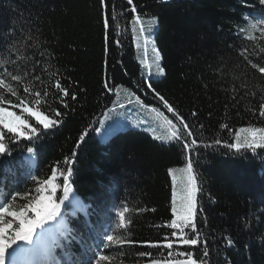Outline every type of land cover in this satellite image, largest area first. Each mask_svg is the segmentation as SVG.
<instances>
[{"label":"trees","instance_id":"16d2710c","mask_svg":"<svg viewBox=\"0 0 264 264\" xmlns=\"http://www.w3.org/2000/svg\"><path fill=\"white\" fill-rule=\"evenodd\" d=\"M105 3L106 9L101 0H0V48L15 42L23 55L32 57L28 67L35 65V73L44 79L48 78L45 66L49 72L58 70L60 76L53 79L59 78L70 93L65 98L68 108L51 104L63 114L57 127L42 131L34 142L10 143L11 155L0 158L14 172L0 169L2 190L10 201L17 191L32 190L35 195L37 182L49 178L53 168H66L65 159L76 153L70 178L75 199L65 201L62 219L53 222L55 231L48 238L50 243L55 238L66 245L56 249L61 264L68 262L65 252L73 262L91 257L94 264L96 255L106 254L115 258L109 264H149L148 258L137 256L160 251L149 247V242L165 236L175 239L167 227L172 219L168 170L184 166L185 152L180 143H161L130 127L101 141L96 131L117 99L128 102L137 95L148 105L162 108L155 89L185 118L198 141L205 143L217 138L232 142L238 128L264 126V119L249 111L258 108L264 78L239 55L245 46L258 51L264 41L237 35L249 14L259 17L264 11L257 0H133L135 13L128 0ZM135 15L158 18L154 43L162 56L161 79L149 78L138 62L130 23ZM10 30L14 31L9 35ZM248 59L264 63V53ZM105 81L113 91L104 87ZM48 90L56 93L51 81ZM249 91H255L256 97L245 95ZM73 93L76 100L71 99ZM49 99L54 101L55 96ZM222 124L229 128H221ZM27 146L37 149L30 167ZM193 159L203 189L198 200L207 218L202 223L198 215L197 225L208 241L212 264H264V150L253 157L251 153L233 155L222 145L197 147ZM61 197L58 189L57 198ZM17 201L27 202L19 197ZM85 205L86 212L81 211ZM123 207L129 208L125 218L131 223L116 228L117 213ZM110 228L111 234L138 243L123 249L105 247L102 237ZM229 238L233 245L227 244ZM38 254L43 257L42 252Z\"/></svg>","mask_w":264,"mask_h":264},{"label":"snow or ice","instance_id":"6c2138e0","mask_svg":"<svg viewBox=\"0 0 264 264\" xmlns=\"http://www.w3.org/2000/svg\"><path fill=\"white\" fill-rule=\"evenodd\" d=\"M101 3L102 7L106 9L105 0H101ZM257 3L264 9V0H257ZM128 4L132 5L130 10L135 13L136 8L133 5V0H128ZM113 11H115V8ZM115 19L114 16L113 20ZM103 23L107 28L109 25L107 15L104 16ZM130 23L132 33L137 32V26H139L140 34L145 33L144 18L140 15H135ZM156 25H158L157 17L148 19L149 29ZM11 31L14 30H10L9 35ZM237 35L247 41H264V11L261 12L259 17H253L249 14L244 24L238 27ZM147 39L146 36L145 43H147ZM115 43L119 45L120 41L116 40ZM137 46L139 47V44ZM154 50L158 52V49ZM261 53H264V47H258V51L256 48L250 51L245 46L239 52V55L264 78V63L253 62L248 59L249 55H259ZM30 60H32V57L23 55L15 42L5 44L0 48V158L11 155L10 143H16L20 139L34 142L39 138L42 131L57 127L62 122L60 118L63 114L60 110L51 107L52 102H58L64 108L69 107L65 101V98L70 95L69 89L62 85L59 78L53 79L60 76L58 70L49 72L48 67L45 66L43 73L48 78L44 79L41 74L35 73V65L32 67L27 66ZM20 61H24V63L21 64ZM39 64L40 61H36V65ZM158 73L163 74L164 69L158 66ZM50 81L51 87L56 90L55 94L50 93L48 90ZM104 87L109 92L114 90L109 87L107 81H105ZM147 87L151 89L152 84L148 83ZM242 87L247 88V84H243ZM21 90L23 94H21ZM152 91L162 102L164 108L173 114L176 121L174 123L173 119H169L163 113H158L165 126V134L156 135L154 139L180 143L185 152V163L183 167H172L168 170L173 177L171 212L174 218L170 220L167 227L173 230L171 237L175 239L165 236L162 241L149 242V247L158 248L160 251L156 255L149 251L139 252L137 256L148 258L149 264H212L208 241L197 225L198 215L202 217V223L207 218L203 216V208L198 200V196L203 189L194 169L193 154L197 147L210 148L222 145L230 150L233 155L243 156L251 153L255 157L258 150H264V126L250 124L246 127H240L233 133L232 142L222 141L219 138L211 143L198 141L185 118L163 95L156 92L155 89H152ZM259 91L261 95L258 108L249 109V111L258 118L264 119V88H259ZM245 95L256 97L257 93L249 91ZM51 96H55L54 101L49 99ZM71 99L76 100L77 96L73 93ZM128 102L132 103L131 97ZM135 102L143 106V102L138 96L135 97ZM16 108L21 110L19 114L11 110ZM151 111L157 112V109L152 108ZM192 115H195V113H192ZM200 128H203V125H200ZM221 128L228 129L229 126L222 124ZM85 136H87V132L81 135V142ZM76 147L78 148L79 144ZM25 151L28 154L27 164L30 167L37 149L35 146H27ZM75 156L76 153L73 152L71 159H65L66 168H53L49 178L38 181L39 186L34 189L35 195L32 194V190H27L24 193L17 191L11 196L10 201L6 200L7 194L2 190L3 180L0 179V264H31L29 258L39 252H42L44 257L40 264H61L60 259L55 254V249H63L66 245L60 244L55 238L51 239V243L45 244L44 239L46 235L50 234L53 222H58V218L62 219V206L72 196L73 189L70 178L73 176L72 164ZM6 165L7 162L0 159V169L14 175V172L8 169ZM177 173L181 176L179 187L177 186ZM61 177L63 178L62 183H57ZM58 189L62 190V197L59 199L57 198ZM18 197L27 202L23 205L18 204ZM87 207L86 205L82 206L81 211L86 212ZM138 211H143V209ZM128 212L129 208L123 207L117 213L118 223L116 228H127L128 224L131 223L130 219L126 221L125 218V214ZM112 231L110 228L102 237L103 241L106 242L105 247L117 246L123 249L125 245L134 246L138 243L129 240L126 236L111 234ZM61 235H64V233H61ZM227 244L233 245L234 241L229 238ZM183 246H188L187 250H181ZM89 250L95 251L94 249ZM64 255L69 258L67 264H93L91 257L84 261L73 262L69 252H65ZM114 260L115 258L110 255L98 254L94 264H102V262L109 264ZM120 264H123V262L121 261Z\"/></svg>","mask_w":264,"mask_h":264},{"label":"rangeland","instance_id":"374dc122","mask_svg":"<svg viewBox=\"0 0 264 264\" xmlns=\"http://www.w3.org/2000/svg\"><path fill=\"white\" fill-rule=\"evenodd\" d=\"M154 17V16H151ZM145 18V26L146 31L144 34H140L139 29L136 33H134L135 36V46L137 49V59L140 63L141 67L143 68V71L148 74V77L151 79H161L164 76L163 74L158 73V66L162 67V56L160 51H155L154 49H157L154 43V33L157 28L156 26L148 28V19L151 18ZM147 36V43H145V37ZM139 44V47L137 46ZM163 68V67H162ZM135 97L132 98V103L129 102H122L121 98L117 99L115 103V107L112 109V111H108L105 117L103 118V121L101 123V127L99 128V131H96V136L101 140L105 141L106 138L114 133L117 130L126 129L127 127L136 129L138 131H142L150 135L153 139L156 135H164L165 134V126L163 124L162 118L158 115V113H163L164 116L168 117L169 119H173V122L176 121L173 118V114L169 113L164 106L162 108L160 107H154L152 105H148L142 98L140 100L143 102V106L140 104H137L135 102ZM120 105H123L122 107ZM156 108L157 112H152L151 109ZM155 141L161 142V143H170V142H164L162 140H156ZM33 159V158H32ZM171 177V187L173 192V177L170 174ZM177 179V186L179 187L181 176L179 173L176 174ZM73 197L70 196V200L72 201ZM172 214V219H173ZM55 231L54 224L51 225V232L50 234L46 235L44 239V243L48 244V238L51 236V234ZM31 261V264H40V261L43 259H40L39 254H36L33 257L29 258Z\"/></svg>","mask_w":264,"mask_h":264}]
</instances>
